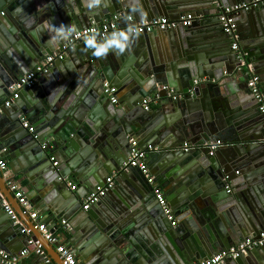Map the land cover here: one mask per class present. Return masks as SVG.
<instances>
[{
    "label": "water",
    "instance_id": "water-1",
    "mask_svg": "<svg viewBox=\"0 0 264 264\" xmlns=\"http://www.w3.org/2000/svg\"><path fill=\"white\" fill-rule=\"evenodd\" d=\"M78 1L80 7L69 14L64 9L66 0H0V32H5L4 25L9 29L8 33H0L1 87L34 69L75 31L89 26L92 19L99 23L113 14H121L124 19L130 15L128 8L134 7V12L143 18L164 16L179 20L183 15H191L193 21L189 26L179 24L165 31L91 41L95 48L109 46L108 51L116 55L112 65L97 54L92 55L86 43H79L68 52L70 58L75 57V52H85L79 63L56 62L65 66L57 83L52 84L48 73L44 78L51 80L44 83V78H40L32 88L23 90L31 99L25 100L26 94L20 93L10 106L0 105V143L6 149L5 155L11 158L9 167L20 163L33 168L28 200L42 208L41 215L49 214L45 222L49 230L52 232L54 226L50 219L63 212L59 194L68 187L66 178L71 175L80 179L85 170L94 167L96 154L102 156L115 146L126 158L122 157L121 163L118 160L112 169L105 164L107 172L122 169L121 175L126 179L134 172L142 176L140 170L124 166L137 126L139 132L157 134L164 142L174 134L176 139L170 147H179L187 139L191 143V148L182 150L180 155L187 174L179 180L182 192H178L181 194L176 201L178 224L172 225L154 200L153 192H142L138 207L142 210L141 220H150L147 237L153 243L135 248L130 245L131 237L126 235L129 227L118 218L124 211L120 206L115 208V215L111 213L86 224L81 252L94 259L92 262L100 259L98 264H194L217 250L257 237L264 229V118L255 98H250L247 82L256 75L264 92V5L241 12L246 27L237 22L239 47L246 59V65L240 68L233 41L224 32L219 15L221 7L249 0H106V6ZM159 37L171 44L166 56L158 44L157 48ZM25 42L29 43L28 52L18 54L22 50L18 44ZM228 76L235 78L236 86ZM104 82L117 89L132 86L135 92L156 84L151 93H141L140 101L154 93L157 84L174 82L169 85L175 88L176 98H168L166 91L160 95L161 100L170 99L176 111L168 120L159 122L161 128H156L151 123L152 114L143 112L142 104L138 107L136 102L128 114L109 108L111 97L103 92ZM41 92L44 94L40 96ZM102 103L104 108H100ZM24 121L36 124L34 132L28 130ZM218 139L223 144L211 152L209 142ZM44 142L53 149H44ZM57 148L58 155L54 157L60 161L53 165L50 157ZM105 172L103 169L96 176ZM105 177L104 182L108 176ZM6 181L0 171L1 193L34 234L31 239H39L49 249V242L24 213ZM116 181L121 182L119 176ZM229 183L233 188L227 187ZM1 202L0 198V218L4 209ZM74 209L64 213L71 216ZM216 215L221 219L217 220ZM21 230L13 229L0 244L10 249L19 237L29 242L27 232ZM250 232L254 234L251 236ZM137 234L139 231L133 233L134 237ZM52 259L54 264H64L57 252ZM225 264H264V246Z\"/></svg>",
    "mask_w": 264,
    "mask_h": 264
},
{
    "label": "crops",
    "instance_id": "crops-1",
    "mask_svg": "<svg viewBox=\"0 0 264 264\" xmlns=\"http://www.w3.org/2000/svg\"><path fill=\"white\" fill-rule=\"evenodd\" d=\"M90 2L96 5L104 4V6L109 4V2L106 0H83V3L85 5H88ZM79 7H80V3L78 0H66L64 9L67 11V13L73 14L75 9ZM128 10L130 12V15H133L136 19H150L148 17H144V18L139 17V15H137L134 12V7H129ZM241 14L243 13L240 12L239 14L236 15V22H238L239 26L246 27L247 24H243L245 20H243V17L241 16ZM93 21L94 20L92 19L91 23H93ZM128 24L129 23L127 22L126 19H121L120 21L121 26H127ZM3 28L5 29V32L1 31L0 33L1 34L2 32L3 34L8 33L9 29L5 25L3 26ZM80 29H82V27L79 28L78 30ZM159 38L156 41L157 42L156 45L157 44L159 45V48H161L162 54L166 56V54L168 53V50L171 47V44L168 39H164L163 37H159ZM123 39H126V38L123 37ZM119 44H121V41H119ZM128 44H131V43L128 41ZM86 45L92 55L97 54L99 59H101L106 64L112 65V63L115 62L116 55L108 51V48H109L108 45L103 44V45L97 46L96 48L92 47L90 42H87ZM158 45H157V48H158ZM18 46L20 49H22L21 51L18 52V54H22L21 52L27 53L29 50L28 42H25L24 44H18ZM58 47L59 46H57L55 50L59 49ZM121 47L124 48L123 46ZM116 49H119V47L116 46ZM74 54H75L74 58H70L67 55V57L63 61L67 62V64H70V65H74L76 62L79 63L80 58L84 56L85 52L80 53V51H78V52H75ZM59 64L60 65L58 66L55 62V64L51 67V70L49 72L48 76H51L50 78L53 81L52 84L58 82V80L62 77L61 75L63 74L65 70V66L62 65V63L60 62ZM51 79L44 78L42 82L45 83ZM228 79L231 80L233 84H235L236 86L235 78H233L232 80L231 77L228 76ZM171 83L175 84L174 82H168L167 84H171ZM155 85L156 84L154 83L147 85L145 87V90L142 92H135V89L132 88V86L125 85L122 89H118L117 91L118 102L117 103L108 102L107 104L109 108L115 107L116 109H120L121 112L123 110V112H125L126 114L132 113L133 106L136 102L138 103V107L141 105L142 100L141 101L139 100L141 93L142 95L144 93H147V94L151 93L154 90ZM43 90L44 89H42V91ZM23 92L21 91L20 93H21V96L22 95L24 96L26 94L25 100L26 99L28 100V98L31 99V96H29L28 93H25V92L23 93ZM43 94L44 92H41L40 96ZM249 95L251 98L250 91H249ZM0 96H1L0 105H2V103H5V101H7L10 98V93L7 90L6 84L2 87L0 86ZM120 105H122V107H120ZM100 108H104V103L101 104ZM173 111L174 112L176 111V107L174 106V103H172L170 99H165V100H159L158 103L152 104L151 110L147 112L152 114L153 116V119L151 122L152 125L153 126L157 125L156 128H161V123L159 122L164 121V119L168 120L173 115ZM143 112H146V111L144 110ZM35 125L33 123L29 124V126H33V127H35ZM135 128L138 130V132L137 133L135 132L136 134H132L131 136H133L134 139L137 140L139 147L147 151V163L149 165L151 173L155 177V182L153 184L149 183L143 174L142 176H140L136 172L132 173L133 175H129L131 177L128 179H126L125 177L121 175L122 169H120V171L107 172L108 171L107 168L104 167L105 164H108L112 169L114 166H116V164L118 163V160H119V163H121L126 158L122 150H119L115 146H111L108 149V153L102 154V156H99L97 154L95 155V161H93L94 167L93 168L91 167L89 171L85 170L83 172V176L80 179L74 176H71V175L67 177L66 182H67L68 187H66V189L63 190V192L59 194V197H61L60 200H61V204L63 207V212H61V214L59 215L53 216L50 219V221L54 222V226L52 227L53 229L52 232L58 238L60 243H64L68 245L69 247H71L72 251L74 252L80 264H90L92 261H94V259L93 260L90 259L89 256H86V254H84V252H81L82 250H80L81 242L84 241V238L82 237L84 233V227L86 226L87 223L90 224L95 218L106 217L111 213L115 215L114 210L116 207L123 206L124 208V211L122 212L123 214L120 215L118 218L122 222H125V225L129 227L126 231L128 232L126 235L127 237L128 236L131 237V239H129V243L130 245L131 244L133 245V246L131 245L133 248H135L137 245L142 247L143 244H147L148 242L153 243L151 242L150 238L147 237L148 236L147 234H149L148 233L149 231L147 230H150L149 225L147 223H150V220H147V223L141 220L142 210H140V208L138 207L139 205L138 198L142 195V192H146L147 195L152 194L153 192V195L155 196L154 188L156 186H159L164 191V194L166 195L169 204H171V207L174 211V217L177 218L176 214L178 213L179 208H178V205L176 204L178 202L176 201H178L179 195L181 194L178 192H182V189H181L182 187L180 186L181 184H179L180 182L179 180L184 178V176H186L187 174L184 168L185 161L184 159H182L183 157H181L180 155L182 154L183 151H186L184 148V145L188 144V149H189L191 148V143L189 142V139H187L179 147H170L169 145L171 144V142L174 141V139H176L174 134L168 137L169 140L167 142H164L157 138L158 137L157 134L155 136H152L153 134L146 135L144 132H139L140 129H138L137 126H135ZM50 142L53 145H55V141L52 140ZM0 147H2L1 143H0ZM125 150L127 151L128 149L126 148ZM56 154L58 155V148H57V152L53 151V155H56ZM122 157H124L123 160H122ZM129 157H130V154H129ZM129 157L127 159H129ZM4 158L8 162V175L11 178L15 179L20 184L26 197L29 198V195L31 193L29 192V187H31L32 185L30 178L34 177V174L32 173L33 168L28 169L22 166V164L20 163H18L17 165L15 164V166L11 168L9 167V162L11 161V158L8 155H4ZM57 160L58 162L60 161L58 157H57ZM98 167H100V169L98 170L99 172L103 169L106 170V172L102 175L96 176L99 174V172H97L96 175L94 174L96 177L92 176L93 171L97 170ZM111 175L115 179V184H114L113 189H111L99 201L94 203L90 209L88 210L83 209L84 197L91 191L93 187L103 183L104 182L103 179L105 176L107 177ZM118 176L120 177V180H121L120 183L116 181V178ZM71 183L72 185H76L75 189L71 188ZM228 185H230L231 188H233V185L231 183H229ZM63 193L66 194L65 197ZM154 198H155L154 200L156 201L157 200L156 197ZM4 199H6L9 202V204L12 205L11 202L5 197L1 199L2 205H3ZM74 206H76V209L73 208ZM31 207L38 211L39 219L43 222H46L49 214L45 213L41 215L40 212L42 208L40 206L37 207L33 205ZM71 209H74L75 211H73L71 216H67L70 214H65L64 212L66 210L69 211ZM143 213H144V210H143ZM215 218L217 220L221 219L219 215H216ZM21 220L26 226L25 221L23 219ZM62 220L68 221L70 227L69 228L63 227L61 224ZM151 222L153 223V221ZM176 224L178 223L176 222ZM12 227L14 230L22 228L21 225H15L12 222L9 215L6 213V211L2 209L1 218H0V241L3 239H7L6 237L13 232ZM138 231H139V235L137 234L134 237L133 233H136ZM27 234H28L27 236L30 239L34 237V234L31 232V230L28 231ZM253 234L254 232H250L249 235L252 236ZM13 244L14 246L10 249H7L5 246H2L3 244H0V247L12 254H18L21 250L28 247L29 242H26V239L24 237H19V239L15 240ZM48 244H49L48 246L49 249L43 247L45 251L44 256L31 253L30 255L26 256L22 261L18 262L17 264H54L52 257L56 255V245L52 243H48ZM53 250H55V252ZM217 252L219 251L218 250L215 251V253ZM47 259L49 260L48 262L46 261ZM98 261L100 262L101 260L99 259ZM98 261L96 260L95 262H92L91 264H98ZM198 262H201V261L196 260L194 263H198Z\"/></svg>",
    "mask_w": 264,
    "mask_h": 264
},
{
    "label": "built area",
    "instance_id": "built-area-1",
    "mask_svg": "<svg viewBox=\"0 0 264 264\" xmlns=\"http://www.w3.org/2000/svg\"><path fill=\"white\" fill-rule=\"evenodd\" d=\"M264 5V0H249L238 2L233 5L221 7L219 21L224 30V32L232 39V48L237 53V58L239 60L238 66L244 67L246 65V59L243 52L239 47L240 36L238 33V26L236 22V15L242 11H249L252 8H256ZM3 14V12H1ZM122 19L121 14H113L106 17L101 22L91 23L89 26L84 27L76 31L71 37H69L62 45L61 48L55 50L53 53L46 55L37 66L20 76L18 79L11 82L7 89L10 92V98L5 102L6 105H10L15 99L19 98V94L24 89L32 88L35 83L38 82L40 78H44L51 70V67L55 62L64 60L68 52L74 49L79 43H87L94 40L107 39L108 37L116 38L119 35H138L144 33H151L155 30L165 31L169 28H175L179 24L183 26L191 25L193 17L191 15H183L179 20H170L168 17L159 16L150 19H136L133 15H127L124 19L129 23L127 26H121L120 21ZM258 77L256 75L251 76L248 79L247 86L251 95L255 98L258 104V111L264 118V92L257 82ZM103 92L111 97L112 103H117V91L118 89L115 86L110 85L108 82L103 84ZM166 91L168 98H176V90L174 87L169 84H157L156 90L154 93L145 96L141 104L145 111H150L152 104L158 103L161 100L160 93ZM24 125L28 128L30 132H34L35 128L29 126L26 121ZM131 152L130 157L127 162L124 163L125 169L136 168L142 172L147 181L151 184L155 182V177L151 173L149 165L147 163V151L139 147L138 142L134 138H130ZM223 142L221 140L210 141L208 146L211 152H214ZM44 149H53L50 143L44 142L42 144ZM185 150H188V144L184 145ZM6 149L0 147V171L3 172L6 177V185L8 189L12 192L14 197L18 200L21 205L24 213L28 214L32 219L35 228L39 229L43 237L52 244L56 245V252L59 254L64 264H80L77 260L74 252L71 247L64 243H60L58 238L54 235L53 232L49 230L47 223L39 219V213L37 210L33 209L31 203L26 197L23 189L20 184L13 178L8 175V162L5 160ZM51 160H54L53 164L58 165V161L55 159L53 152L51 153ZM115 184L114 177L108 176L103 185L97 186L95 191L89 192L83 199V209L88 210L91 206L104 197L111 189H113ZM76 185H72L71 188L75 189ZM230 187V185H227ZM230 192V189H227ZM155 197L163 208L165 215L172 222L173 225H176V220L174 217V211L169 204L164 191L156 186L154 188ZM0 198L3 199L4 196L0 191ZM3 207L6 213L11 218L12 222L15 225H21L22 232L30 231L27 226L24 225L19 215L9 204V202L4 199ZM61 224L65 228H69L70 225L68 221L62 220ZM264 246V229H262L257 237H249L241 240L237 244L224 249L220 252H217L207 259L194 263V264H225L229 259H236L243 255H248L250 251ZM31 253L36 255H45L43 245L38 239H30L28 247L21 250L18 254H12L5 249L0 247V263L2 264H17L22 261L26 256ZM49 261L48 259L46 260Z\"/></svg>",
    "mask_w": 264,
    "mask_h": 264
},
{
    "label": "clouds",
    "instance_id": "clouds-1",
    "mask_svg": "<svg viewBox=\"0 0 264 264\" xmlns=\"http://www.w3.org/2000/svg\"><path fill=\"white\" fill-rule=\"evenodd\" d=\"M95 54V53H94Z\"/></svg>",
    "mask_w": 264,
    "mask_h": 264
}]
</instances>
